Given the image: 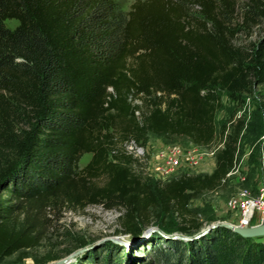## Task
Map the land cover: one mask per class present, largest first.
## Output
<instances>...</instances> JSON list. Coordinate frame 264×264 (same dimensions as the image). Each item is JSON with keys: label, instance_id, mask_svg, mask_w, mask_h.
I'll list each match as a JSON object with an SVG mask.
<instances>
[{"label": "trees", "instance_id": "trees-1", "mask_svg": "<svg viewBox=\"0 0 264 264\" xmlns=\"http://www.w3.org/2000/svg\"><path fill=\"white\" fill-rule=\"evenodd\" d=\"M256 29L264 0H136L130 11L116 0H0V262L28 258L64 209L101 206L122 213L123 234L153 222L171 233L176 218L189 239L109 241L82 264H264V236L196 237L190 209L237 163L245 122L218 131L221 92L238 104L256 95L264 121V35L237 42ZM150 135L222 145L215 169L149 178L125 144Z\"/></svg>", "mask_w": 264, "mask_h": 264}, {"label": "rangeland", "instance_id": "rangeland-1", "mask_svg": "<svg viewBox=\"0 0 264 264\" xmlns=\"http://www.w3.org/2000/svg\"><path fill=\"white\" fill-rule=\"evenodd\" d=\"M135 1L116 0L124 11H130ZM17 24L16 21L7 22V26L11 29L15 28ZM263 35L264 32L261 29H256L251 38L239 35L237 42L247 44ZM221 97L223 109L215 119L218 131L222 125H230L238 119L244 120L245 127L239 142L237 163L229 174L226 185L216 191H206L190 203V209L201 224L199 232L218 225L206 234L217 229H228L225 227L226 224L240 226L244 218V202L246 200H259L261 189L264 186V121L258 110L259 98L256 95L245 97L244 104H238L233 102L225 92H221ZM191 144L183 138L169 140L150 135L145 146L146 156L155 162L169 146L188 147ZM216 146V144L212 146L210 151H214ZM90 159L91 155H85L79 167H85ZM215 166V157H208L189 173L190 175L211 174ZM121 216L120 211H109L101 206H90L85 210L77 211L64 209L56 227L50 231L47 239L40 247L28 251V258L20 262L19 256L15 255L5 259L0 264H53L77 250L86 248L69 263L82 264L83 257L88 251L109 242L108 239L118 238L120 242L127 240V237L123 236L122 233ZM263 221L260 213L257 212L251 219L250 226L261 224ZM166 222L168 224L165 226L170 230V234L185 237L177 231L178 219L172 218ZM155 225L157 226L158 222L151 224V226ZM158 226L160 227V225ZM84 241H86L85 244ZM47 259L54 260L46 262Z\"/></svg>", "mask_w": 264, "mask_h": 264}, {"label": "built area", "instance_id": "built-area-1", "mask_svg": "<svg viewBox=\"0 0 264 264\" xmlns=\"http://www.w3.org/2000/svg\"><path fill=\"white\" fill-rule=\"evenodd\" d=\"M219 145L210 151V148L199 147L191 144L188 147L181 145L169 146L155 162L146 156L145 146L136 142L125 144L129 154L145 162V171L149 178L166 183L181 175L190 174L192 169L197 168L208 157H215ZM229 176V175H228ZM243 208V219L240 227H249L251 219L258 212L264 220V186L261 189L259 200H246Z\"/></svg>", "mask_w": 264, "mask_h": 264}, {"label": "water", "instance_id": "water-1", "mask_svg": "<svg viewBox=\"0 0 264 264\" xmlns=\"http://www.w3.org/2000/svg\"><path fill=\"white\" fill-rule=\"evenodd\" d=\"M141 226V229L138 233L136 234H123V236L125 237H130L135 241H143L148 239L149 237H151L153 234L158 233L160 234L162 237L165 238H181L183 240H187L189 239V237H183L180 235H172L166 231H164L163 229H161L158 225L156 226ZM218 225L212 226V227H208L206 229H204L203 231H201L198 235H196V237H199L201 235L206 234L207 232H209L212 228L216 227ZM226 228L232 230L233 232L237 233L238 235L244 237V238H254V237H261L264 236V221L261 224L258 225H253V226H249V227H240V226H233V225H229L226 224L225 225ZM108 241H113L115 243H122L119 241L118 238H110L108 239ZM86 248H82L80 250H77L71 254H69L67 257H65L62 260H59L53 264H69L71 263L77 256H79Z\"/></svg>", "mask_w": 264, "mask_h": 264}]
</instances>
